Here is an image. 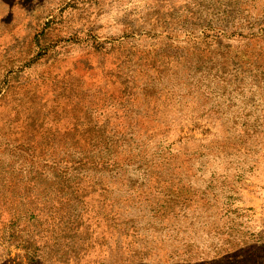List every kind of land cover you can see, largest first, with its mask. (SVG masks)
Here are the masks:
<instances>
[{
  "label": "rangeland",
  "instance_id": "1",
  "mask_svg": "<svg viewBox=\"0 0 264 264\" xmlns=\"http://www.w3.org/2000/svg\"><path fill=\"white\" fill-rule=\"evenodd\" d=\"M0 264H264V0H0Z\"/></svg>",
  "mask_w": 264,
  "mask_h": 264
}]
</instances>
